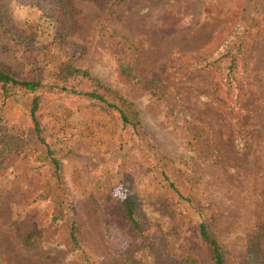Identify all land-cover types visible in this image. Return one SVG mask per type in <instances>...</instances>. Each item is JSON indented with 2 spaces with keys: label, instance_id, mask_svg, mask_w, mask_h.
I'll return each mask as SVG.
<instances>
[{
  "label": "rangeland",
  "instance_id": "374dc122",
  "mask_svg": "<svg viewBox=\"0 0 264 264\" xmlns=\"http://www.w3.org/2000/svg\"><path fill=\"white\" fill-rule=\"evenodd\" d=\"M2 1L0 61L41 88L5 97L0 87V264H210L200 222L225 264H264V0H130L118 8L103 0ZM251 25L237 59L244 91L231 93L228 109L212 91L214 74L227 81L230 60L219 58L215 73L206 65ZM113 30L130 37L138 57L111 51ZM121 62L139 79L123 81ZM65 65L132 101L141 129L51 87L69 84L59 74ZM156 81L164 94L152 92ZM36 95L44 143L29 116ZM187 120L209 129L212 159L190 146ZM119 185L135 203L141 234L124 199L111 195ZM72 221L82 256L69 239ZM251 236L259 239L254 253Z\"/></svg>",
  "mask_w": 264,
  "mask_h": 264
},
{
  "label": "trees",
  "instance_id": "16d2710c",
  "mask_svg": "<svg viewBox=\"0 0 264 264\" xmlns=\"http://www.w3.org/2000/svg\"><path fill=\"white\" fill-rule=\"evenodd\" d=\"M103 1L113 8H118L123 7L130 0ZM2 7L3 1L0 0V8ZM254 26L251 25L250 27L244 28L240 36H238L236 30L235 36L238 38H236V40L229 38L225 42L226 45L224 47V53H220L218 57L214 58L206 65V67L209 68V71L215 73L216 70L212 68H219V58H227L230 60L227 81H223L224 79L222 77H217V75L214 74L212 91V96H214L218 102L223 104V106L228 109H231L232 106L231 104H228L231 100V93H234L235 96H239L241 92L244 91V76L242 70L238 69L239 62H237V59L239 58L241 60L242 55L245 54L248 45L247 38L251 36ZM236 42H238V44H236ZM108 47L116 55L128 56L130 59L138 57L139 54L137 46L130 39V37L125 33H118L116 30L111 31L109 34ZM59 74L62 75L64 81H67L69 84L64 86V83L60 84L53 82L50 84L51 87L57 89L58 91H64L68 94H73L97 102L98 104L102 105L104 109L114 110L118 113L124 128L129 126L134 130L141 129L142 125L140 115L137 109L134 107L133 102L118 93L116 90L105 85L99 78L91 75L88 70L65 65ZM119 74L123 81L126 82L136 81L139 79L132 67L125 62L120 63ZM226 84L227 87H225ZM231 85H234L233 88H231ZM153 86L154 88L151 87V89L154 94H164V83L156 81ZM0 87L2 90V95L7 97L10 94L9 89L23 90L34 93L41 88V82L39 80L32 81L17 77L10 66L0 61ZM38 104L39 96H33L30 102L29 116L36 137L41 140V142H43L44 139L41 136L40 124L36 117ZM232 118L235 122L239 121V118L238 120L233 116ZM187 122L186 129L191 134V139L189 140L190 146L193 147L196 153L202 155L204 158L206 157L208 159H212L211 157L215 155V145L213 142V136L209 129H207L204 125H200L195 120H187ZM47 152L49 153L50 161L57 172L60 167L59 162L52 155V152H49V150H47ZM122 208L125 212L126 219L131 224L132 228L137 233L141 234L144 224L137 216L133 199L131 197H126V199L122 201ZM75 229L76 224L74 221H72L70 223L69 239L72 243L73 250L81 251L80 255L82 256V246L77 239ZM198 238L204 245V249L209 256L210 264H225L223 250L215 237L209 232L208 226L204 222H200L198 224ZM248 242L250 245L249 249H251L253 253L257 252L259 249L258 236H251Z\"/></svg>",
  "mask_w": 264,
  "mask_h": 264
},
{
  "label": "clouds",
  "instance_id": "9594fccd",
  "mask_svg": "<svg viewBox=\"0 0 264 264\" xmlns=\"http://www.w3.org/2000/svg\"><path fill=\"white\" fill-rule=\"evenodd\" d=\"M127 188H125L124 185H119L116 188H114L113 192L111 193L112 197L114 199H126L127 197Z\"/></svg>",
  "mask_w": 264,
  "mask_h": 264
}]
</instances>
